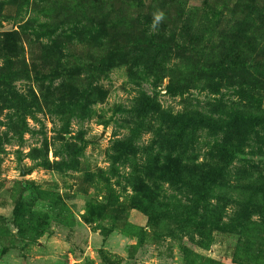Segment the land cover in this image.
<instances>
[{"label": "rangeland", "instance_id": "obj_1", "mask_svg": "<svg viewBox=\"0 0 264 264\" xmlns=\"http://www.w3.org/2000/svg\"><path fill=\"white\" fill-rule=\"evenodd\" d=\"M0 264H264V0H0Z\"/></svg>", "mask_w": 264, "mask_h": 264}, {"label": "clouds", "instance_id": "obj_2", "mask_svg": "<svg viewBox=\"0 0 264 264\" xmlns=\"http://www.w3.org/2000/svg\"><path fill=\"white\" fill-rule=\"evenodd\" d=\"M163 19V13L159 12L155 15V22H159Z\"/></svg>", "mask_w": 264, "mask_h": 264}]
</instances>
